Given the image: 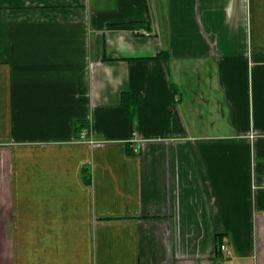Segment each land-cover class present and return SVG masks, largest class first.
Returning a JSON list of instances; mask_svg holds the SVG:
<instances>
[{
    "label": "crops",
    "instance_id": "1",
    "mask_svg": "<svg viewBox=\"0 0 264 264\" xmlns=\"http://www.w3.org/2000/svg\"><path fill=\"white\" fill-rule=\"evenodd\" d=\"M263 182L264 0H0V264H264Z\"/></svg>",
    "mask_w": 264,
    "mask_h": 264
},
{
    "label": "built area",
    "instance_id": "2",
    "mask_svg": "<svg viewBox=\"0 0 264 264\" xmlns=\"http://www.w3.org/2000/svg\"><path fill=\"white\" fill-rule=\"evenodd\" d=\"M80 136H81V138H84V136H85V132L80 133ZM139 149H140V145H137V146L134 148L135 152L139 151ZM262 186L264 187V182H263V185H262ZM220 249L223 250V251H224L225 253H227V254L230 253V252L228 251V247H227L225 244H221V245H220Z\"/></svg>",
    "mask_w": 264,
    "mask_h": 264
},
{
    "label": "trees",
    "instance_id": "3",
    "mask_svg": "<svg viewBox=\"0 0 264 264\" xmlns=\"http://www.w3.org/2000/svg\"><path fill=\"white\" fill-rule=\"evenodd\" d=\"M80 128V127H79Z\"/></svg>",
    "mask_w": 264,
    "mask_h": 264
}]
</instances>
